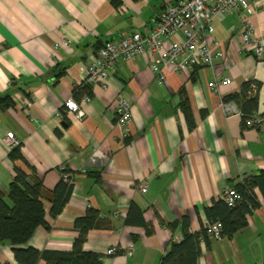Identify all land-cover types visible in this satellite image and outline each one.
<instances>
[{"label":"crops","instance_id":"1","mask_svg":"<svg viewBox=\"0 0 264 264\" xmlns=\"http://www.w3.org/2000/svg\"><path fill=\"white\" fill-rule=\"evenodd\" d=\"M178 1L0 0V99L13 103L0 108V195L7 199L20 170L42 183L46 198L47 225L21 248L70 252L74 222L95 210L104 224L88 233L84 251L102 264H160L171 244L182 242L183 223L199 234L208 224L205 208L264 171V123L248 128L221 106L245 83L257 84L255 113L264 118V50L257 59L241 40L244 20L264 40V0L254 12L214 20L210 38L225 58L213 70L166 73L158 85L143 56L119 62L103 85H81L82 68L105 42L148 34L156 15ZM214 77L231 83L213 91ZM120 95L131 107L127 137L116 124ZM68 99L79 104L81 120L64 107ZM7 133L27 164L9 159ZM62 171L73 175L72 192L52 217L49 198ZM253 191L258 208L247 226L231 237L201 238L196 264L263 263L264 195ZM112 247L118 253L107 255ZM0 264H18L8 243H0Z\"/></svg>","mask_w":264,"mask_h":264},{"label":"built area","instance_id":"2","mask_svg":"<svg viewBox=\"0 0 264 264\" xmlns=\"http://www.w3.org/2000/svg\"><path fill=\"white\" fill-rule=\"evenodd\" d=\"M258 0H179L167 6L155 17L154 25L148 34L131 33L118 41H107L88 60L81 70L83 86L103 85L117 70L119 62L128 63L134 59L146 56L150 60V69L156 83L165 82L166 73H190L195 68L205 67L214 69L215 63L225 58V50L217 40L210 36L214 32V20L222 15L237 11H256ZM180 35V36H179ZM177 37H180L179 39ZM241 40L244 49L252 50L255 58H260L264 50V40L256 35L255 29L248 20L243 21ZM70 40L62 46L69 48ZM228 78H216L208 84V88L218 92L221 87L230 85ZM257 87L250 84L249 95H255ZM87 99V98H86ZM222 110L226 115H238L245 118L236 103L222 102ZM64 107L81 120L84 113L74 99L64 102ZM132 120L131 107L120 95L116 107V124L123 136L130 133ZM264 123V118L255 112L246 117L244 125L248 128H258ZM6 146L9 149L18 147L13 133H7ZM63 180L71 184L73 175L64 172ZM143 191L144 186L140 185ZM227 206L233 207L242 199L235 189H226L221 198ZM205 233L208 238H220L222 226L219 222L208 223ZM131 252V248L129 252ZM118 253L116 247L107 251V255Z\"/></svg>","mask_w":264,"mask_h":264},{"label":"trees","instance_id":"3","mask_svg":"<svg viewBox=\"0 0 264 264\" xmlns=\"http://www.w3.org/2000/svg\"><path fill=\"white\" fill-rule=\"evenodd\" d=\"M250 84L245 83L239 95L225 100V102L234 101L245 118L251 116L258 106L256 94H248ZM255 85L258 88V85ZM12 106L13 103L9 96L0 99L1 109ZM184 112L189 119L190 112L186 101L184 102ZM245 118H242L243 121ZM8 157L12 162L21 161L27 164L19 147L13 148ZM64 172L68 171H62V173ZM234 188L242 195V199L233 207L227 206L220 199L210 207L205 208L208 223H221V237H231L247 226V217L258 208L253 190L258 188L264 195V171L241 182ZM71 192L72 183H66L61 176V181L54 189L52 198H49V214L52 217L61 213L70 198ZM45 199L42 183L39 181L29 182L20 170H16L7 199L0 195V243H8L12 246L15 261L18 264H38L40 261H43L44 264H102L100 255L83 250V244L88 233L101 228L104 224L99 213L95 210H89L84 217L74 222L73 229L77 233V237L70 252L38 251L30 247L21 248L28 244L38 228L47 225ZM201 238L208 239L205 229H202L199 234H191L188 232L186 224L183 223L182 242L172 243L160 264H196L200 253L199 241Z\"/></svg>","mask_w":264,"mask_h":264}]
</instances>
